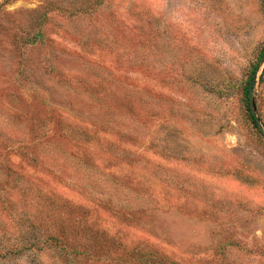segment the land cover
I'll list each match as a JSON object with an SVG mask.
<instances>
[{
	"label": "rangeland",
	"instance_id": "obj_1",
	"mask_svg": "<svg viewBox=\"0 0 264 264\" xmlns=\"http://www.w3.org/2000/svg\"><path fill=\"white\" fill-rule=\"evenodd\" d=\"M94 1L0 0V264H264V0Z\"/></svg>",
	"mask_w": 264,
	"mask_h": 264
},
{
	"label": "trees",
	"instance_id": "obj_2",
	"mask_svg": "<svg viewBox=\"0 0 264 264\" xmlns=\"http://www.w3.org/2000/svg\"><path fill=\"white\" fill-rule=\"evenodd\" d=\"M94 3L97 6L98 4L102 3V0H95ZM263 62H264V44L260 48L256 58L250 64L249 70L247 71L245 77L242 79L241 89H242V100L244 103L247 118L249 119L252 126L259 133L264 135V130L262 128L260 118L256 114V110L254 109L253 106V99L255 98V94H256V85L258 83V73L260 71ZM150 261L152 264H165L164 257H157V258L151 257Z\"/></svg>",
	"mask_w": 264,
	"mask_h": 264
},
{
	"label": "water",
	"instance_id": "obj_3",
	"mask_svg": "<svg viewBox=\"0 0 264 264\" xmlns=\"http://www.w3.org/2000/svg\"><path fill=\"white\" fill-rule=\"evenodd\" d=\"M253 106H254V109L256 110V100H255V98L253 99Z\"/></svg>",
	"mask_w": 264,
	"mask_h": 264
}]
</instances>
